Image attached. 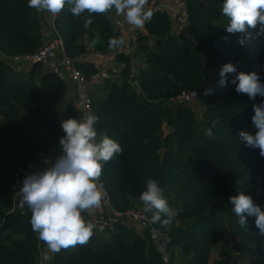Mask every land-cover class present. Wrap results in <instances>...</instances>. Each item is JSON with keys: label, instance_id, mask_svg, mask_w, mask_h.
Wrapping results in <instances>:
<instances>
[{"label": "trees", "instance_id": "obj_1", "mask_svg": "<svg viewBox=\"0 0 264 264\" xmlns=\"http://www.w3.org/2000/svg\"><path fill=\"white\" fill-rule=\"evenodd\" d=\"M222 4L188 0L189 27L178 34L169 13L154 12L135 51L116 56L117 79L105 80L93 94L97 139L107 134L123 148L104 165L99 180L110 206L118 213L143 209L139 195L149 177L156 179L176 215L167 227L152 225L169 235L177 264H211L213 247L226 240L231 250L215 264H235L234 253H260L264 264V236L255 217L247 216V226L241 227L228 199L242 191L264 210V156L239 141L240 131L255 135L253 105L264 97L252 100L238 93L231 83L235 74H229L227 86L218 84L226 63L238 72H257L264 83V35H256L259 26L248 30L251 38L228 33ZM114 14V9L93 14L88 28L87 13L74 17L66 6L56 16L55 31L86 77L97 73L80 61L89 50L107 56L116 49L108 47L110 37H119ZM44 24L28 0H0V152L15 158L16 171L29 174L50 168L62 155L59 112L69 92L41 66L19 74L9 60L31 56L43 46ZM206 88L213 93L205 96ZM193 92L205 107L202 120L175 102ZM71 108L63 116L72 115ZM210 127L212 136L206 135ZM3 195L0 186V199ZM13 198L11 190L10 210L0 203V264H39L49 250L32 231L31 211L26 205L12 208ZM82 215L90 222L86 212ZM93 232L86 245L51 252L50 264H164L149 231L138 233L121 223L108 236Z\"/></svg>", "mask_w": 264, "mask_h": 264}, {"label": "clouds", "instance_id": "obj_2", "mask_svg": "<svg viewBox=\"0 0 264 264\" xmlns=\"http://www.w3.org/2000/svg\"><path fill=\"white\" fill-rule=\"evenodd\" d=\"M147 3L148 0H28V7L52 16L58 15L66 6L74 17L87 13L85 28L92 24L93 14H107L114 9L129 25L140 29L153 15L150 9L146 10ZM221 12L227 18L228 33H244L251 38L248 30L259 26L256 35H264V0H223ZM92 43L95 45L97 41ZM124 43L122 37H110L108 47L118 48ZM240 43L243 44L244 40ZM229 74H235L231 83L236 85L238 93L246 94L252 100L257 96L264 97V83L257 72H238L237 66L226 63L219 72L220 87L227 86ZM213 91L206 88L204 95ZM193 96L196 97L197 93L193 92ZM253 109L252 121L257 131L255 135L240 131L239 141L250 148H258L260 155L264 156V100L254 104ZM97 122L98 117L89 113H84L80 119L62 120L64 135L59 140L62 155L50 168L28 174L19 191L22 197L20 207L26 205L31 211L32 231L52 253L83 246L90 241L95 225L86 221L82 213L101 206L106 197L104 186L99 182L104 165L123 152L120 143L107 134L97 139ZM215 124L213 122L212 127ZM212 127L207 129L206 135H213ZM228 199L233 205L232 212L239 217L240 226L246 227V217L253 216L259 234L264 236V210L253 202L252 197L241 191ZM139 201L144 211L152 214L151 223L159 222L161 227L172 223L176 210L169 206L156 179H147Z\"/></svg>", "mask_w": 264, "mask_h": 264}, {"label": "built area", "instance_id": "obj_3", "mask_svg": "<svg viewBox=\"0 0 264 264\" xmlns=\"http://www.w3.org/2000/svg\"><path fill=\"white\" fill-rule=\"evenodd\" d=\"M149 1V9L152 11V13H154L153 9L155 4L167 0ZM174 9L175 10H172L169 15L172 20L173 30L174 28H177L179 32L176 33L178 34L182 31L187 30V28L189 27L190 16L188 12V0H176ZM56 16H53L54 21L56 19ZM115 24L116 32L120 36L124 28V24L119 21H117ZM142 30L143 28L137 29L133 34L132 44L134 47L137 44L139 34ZM9 60L12 63L15 62L17 64L23 61L28 64L30 68H33L34 66H41L47 73L55 75L60 81L65 82L66 84L70 83L74 89V102L79 110L81 117L84 113L92 114L93 94L96 88L100 87L105 80H112L115 77H118L120 74V71L117 69L116 71L112 70L110 71V73H108L105 69L99 67L101 68L100 72L95 73L90 77H86L77 66L76 60L67 54L64 41L60 36L57 35L55 27L53 37L47 41H44L43 46L35 54L22 58H11ZM194 101L197 100L191 94H183L178 97L175 102L176 104L188 106V103ZM28 174L29 173L21 169L18 171H16V169L14 170L13 187L15 201L19 198V191L23 185V180ZM104 202L106 208L108 209V212H105L103 214L89 215L90 222L95 225L94 229L98 233L103 236H108L115 231L116 227L119 224H128V222L134 223L140 230L149 231L152 234L154 245L158 252L162 255L164 264L178 263L174 259L176 257V249L172 245V240L166 232L161 229L155 228L152 225V223L150 222L151 218L148 212H145L144 209L140 208L130 210L125 213H118L111 208L107 193L106 197L104 198ZM16 206L17 205L15 203L13 207L15 208ZM47 252L48 251L46 250L43 251L39 264H43V254L47 259L45 260V264H49L51 260L46 257Z\"/></svg>", "mask_w": 264, "mask_h": 264}, {"label": "crops", "instance_id": "obj_4", "mask_svg": "<svg viewBox=\"0 0 264 264\" xmlns=\"http://www.w3.org/2000/svg\"><path fill=\"white\" fill-rule=\"evenodd\" d=\"M175 2H176V0H167V1L161 2L156 11H167L170 14L172 10H175L174 9ZM145 7H146V10L149 9V7H150V1L149 0H148V3L146 4ZM41 16L43 17V19L45 21V24L43 26V33L45 36V41H47L50 38H52L54 35V17L50 13H41ZM113 21L115 23L117 21H119V22H122L124 24V28H123L119 37H122L124 39L125 43L122 46L116 48L110 55H107V56L101 55L100 56L97 53H94L93 51H91L88 53V55L85 56L84 60L82 59V62L84 64L92 65L95 68L101 67L102 69H105L109 73H110V70L116 71V69H117L120 71V68L118 67V65L115 61L116 55H118L119 53H123V52L130 54V52L133 51V49L135 51V47L131 44H132L133 34H134L135 30H137V28H135L132 25H129L126 22L123 15H117L115 13L114 17H113ZM174 32H179V30L177 28H174ZM13 63L16 64V65H14V68L17 71V73H19V74H22V73L27 74V72L30 70V66L23 61L21 63H18V64L15 62H13ZM137 65H138V62H136L134 64V66H137ZM115 79H117V77H115L112 80H115ZM67 86H68L69 92L67 95V99L62 104L61 108L67 109L68 107H72L74 115H75L74 117L78 119L79 118V110H78V108L74 102V89L70 83H67ZM12 180H13V177H12ZM12 190L14 191V187L12 188ZM21 199H22V197H21V195H19V198L17 200L19 202V204L21 203ZM10 206H11V204H10ZM12 208H13V204H12ZM105 212H108V209L106 208L104 200H102L101 206L99 208L93 209L90 212H86V213L88 215H94V214L96 215V214H103ZM128 225H130L132 227V229H134L136 232H138V233L142 232L137 227V225H135L134 223L128 222ZM224 242L218 244V245H221V247L218 249L219 251L225 250L222 248ZM218 245L214 246L212 249V254H211L212 259H213V252H214L215 248H217Z\"/></svg>", "mask_w": 264, "mask_h": 264}, {"label": "rangeland", "instance_id": "obj_5", "mask_svg": "<svg viewBox=\"0 0 264 264\" xmlns=\"http://www.w3.org/2000/svg\"><path fill=\"white\" fill-rule=\"evenodd\" d=\"M133 45V44H131ZM89 52H91L89 50ZM86 53V55H88V53ZM133 51L130 52L133 53ZM95 53V52H94ZM85 55V56H86ZM85 56H83L80 61L82 62V59H85ZM14 67V63H11ZM188 108L193 110L194 113L196 114L197 118L202 120L204 118L203 113L205 112V107H203L199 101H194L191 103L187 104ZM69 108V107H68ZM67 108V109H68ZM63 112H66V109L62 108V112L60 110L59 112V117L62 118V120H66L68 118H75L74 116V112L71 108V114L72 115H68V116H63ZM16 169V162H15V158L12 157H8V155L5 152H0V186L2 188H4V195L3 198L0 199V203L3 206H6V209L9 210L11 208L10 204H9V199L11 197V190H12V177H14V170ZM10 187V189H9ZM16 203V205L19 204V202L16 200L12 201V204L14 206V204ZM221 247V245H218L217 248H215L214 252H213V259L211 257V264H215V261H219L221 260V253L223 252H228L229 250H231L230 248V241L226 240L222 246L223 249H225L224 251H219L218 249ZM235 254V253H234ZM232 255L234 263L235 264H262V262L260 261V253H254L255 255H247V256H241L239 254H235ZM51 255L50 252L46 253V257L49 258V256ZM44 260H42V263L45 264V260H47L45 258V255L43 254Z\"/></svg>", "mask_w": 264, "mask_h": 264}, {"label": "bare ground", "instance_id": "obj_6", "mask_svg": "<svg viewBox=\"0 0 264 264\" xmlns=\"http://www.w3.org/2000/svg\"><path fill=\"white\" fill-rule=\"evenodd\" d=\"M113 24H114V27L116 28V24H115V22H113ZM101 71V68H97V73L98 72H100ZM110 71H112V70H110ZM48 252H50V251H48ZM51 253V252H50ZM49 259L51 260V255L49 256ZM175 260H176V257L174 258ZM51 262V261H50ZM50 262H49V264H50Z\"/></svg>", "mask_w": 264, "mask_h": 264}, {"label": "water", "instance_id": "obj_7", "mask_svg": "<svg viewBox=\"0 0 264 264\" xmlns=\"http://www.w3.org/2000/svg\"><path fill=\"white\" fill-rule=\"evenodd\" d=\"M159 5H160V3H156V4H155L154 9H153V12L156 11V9L159 7ZM34 67H36V66H34ZM164 146H165V144H164Z\"/></svg>", "mask_w": 264, "mask_h": 264}]
</instances>
